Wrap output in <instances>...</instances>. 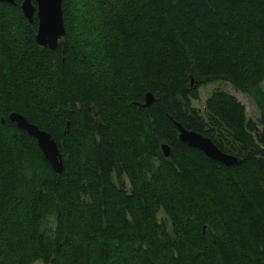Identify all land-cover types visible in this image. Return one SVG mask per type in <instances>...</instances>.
<instances>
[{"label":"trees","instance_id":"16d2710c","mask_svg":"<svg viewBox=\"0 0 264 264\" xmlns=\"http://www.w3.org/2000/svg\"><path fill=\"white\" fill-rule=\"evenodd\" d=\"M23 1H0V264H264V0H63L55 49ZM217 81L259 120L223 89L194 105Z\"/></svg>","mask_w":264,"mask_h":264},{"label":"water","instance_id":"95a60500","mask_svg":"<svg viewBox=\"0 0 264 264\" xmlns=\"http://www.w3.org/2000/svg\"><path fill=\"white\" fill-rule=\"evenodd\" d=\"M14 2V0H0ZM36 3V5L34 4ZM63 0H24L22 2V9L24 15L30 20L34 21V13L36 11L38 17V29L36 33V41L42 47H50L55 49L59 41L66 34L63 10ZM153 102V94L148 93L144 106H150ZM9 119L15 122L17 127L26 130L30 135L37 139L39 147L43 151L45 157L52 164V167L57 172L63 170V156L62 152L52 135L41 129L37 124L30 122L23 114L19 112H12ZM4 123L5 120L2 119ZM179 138L182 142L189 146L196 147L204 151L208 156L222 162L226 165H233L239 162L238 156L228 154L221 150L214 141L205 134L186 128L181 122H175ZM164 153L169 156V145L164 143L162 145Z\"/></svg>","mask_w":264,"mask_h":264},{"label":"rangeland","instance_id":"374dc122","mask_svg":"<svg viewBox=\"0 0 264 264\" xmlns=\"http://www.w3.org/2000/svg\"><path fill=\"white\" fill-rule=\"evenodd\" d=\"M263 88H264V82H263ZM217 89H223V90L229 91L232 94L236 95L244 103L246 107L247 116L249 118H252L253 120H259V117L261 114L257 106L252 101V99L248 97L247 95H245L244 93H242L241 91L236 90L228 82L217 81V82L202 85L199 88L200 98L199 100H194V105L202 109L206 98L210 96L213 93V91Z\"/></svg>","mask_w":264,"mask_h":264}]
</instances>
